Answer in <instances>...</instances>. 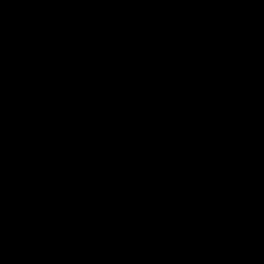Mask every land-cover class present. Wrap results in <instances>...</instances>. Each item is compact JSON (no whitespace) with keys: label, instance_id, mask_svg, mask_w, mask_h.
Wrapping results in <instances>:
<instances>
[{"label":"water","instance_id":"95a60500","mask_svg":"<svg viewBox=\"0 0 264 264\" xmlns=\"http://www.w3.org/2000/svg\"><path fill=\"white\" fill-rule=\"evenodd\" d=\"M0 264H264V0H0Z\"/></svg>","mask_w":264,"mask_h":264}]
</instances>
